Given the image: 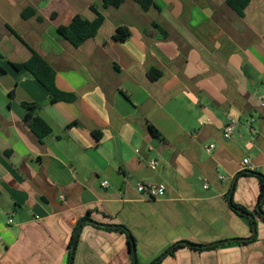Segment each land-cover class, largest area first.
Here are the masks:
<instances>
[{
    "label": "crops",
    "instance_id": "obj_1",
    "mask_svg": "<svg viewBox=\"0 0 264 264\" xmlns=\"http://www.w3.org/2000/svg\"><path fill=\"white\" fill-rule=\"evenodd\" d=\"M99 14L80 45L63 35ZM34 52L72 99L15 66ZM0 68V264H69L81 221L72 264H264V0H0Z\"/></svg>",
    "mask_w": 264,
    "mask_h": 264
},
{
    "label": "trees",
    "instance_id": "obj_2",
    "mask_svg": "<svg viewBox=\"0 0 264 264\" xmlns=\"http://www.w3.org/2000/svg\"><path fill=\"white\" fill-rule=\"evenodd\" d=\"M123 1L125 0H103V3H104V6H110V5L119 6L120 4L123 3ZM137 1L145 9H148L154 5V0H137ZM248 2L249 0H229V3L231 4V6L235 8L239 13H243V10ZM102 21H103V16L101 14H99L98 17L93 21L85 19L81 15H76L74 16L70 24H68L62 29V33L67 39H69L75 45H80L83 41H85L89 37H92L93 35L96 34ZM129 36H130V30L127 27L125 26L118 27L117 33L115 35L117 39L125 40ZM15 66L19 69L25 68L36 79H38L49 90L50 95H51V100H57V99L70 100L74 97L73 94L62 92L57 88L55 84L54 69L37 52H34L32 57L28 61L16 63ZM0 71L3 72L4 70L0 68ZM25 107L28 110L25 119L27 123L29 124V126L31 127V129L40 138H44L48 136L49 134H51L52 133L51 125L46 120H44L41 116H39L36 112L39 106L36 103H25ZM154 130L156 133H158L156 129ZM263 194H264V183H262V190H261L260 196L262 197ZM231 205L235 211H237V208H242L246 210L245 207L240 206L233 201ZM261 213H263L262 210H261ZM130 240L132 244L131 237H130ZM190 245L196 246L193 243H191Z\"/></svg>",
    "mask_w": 264,
    "mask_h": 264
},
{
    "label": "built area",
    "instance_id": "obj_3",
    "mask_svg": "<svg viewBox=\"0 0 264 264\" xmlns=\"http://www.w3.org/2000/svg\"><path fill=\"white\" fill-rule=\"evenodd\" d=\"M261 101L264 102V95H261L260 97ZM237 125V120L236 119H231L228 124L225 126L224 129V137L225 138H231L232 134L234 133V130L236 128ZM215 147V144H211L210 146H208L207 150L210 151L211 149H213ZM250 161L249 158H244V163L248 164ZM158 164L157 159L155 158H151L149 160V166L151 167V169H156ZM103 185L107 186L108 185V181L104 180L103 181ZM205 187H208V184L205 183L204 184ZM137 189L139 192H141L142 194L149 196L151 198H155V197H159L165 194L166 188L162 183H159L157 181H140L137 184ZM12 220H10L11 222Z\"/></svg>",
    "mask_w": 264,
    "mask_h": 264
},
{
    "label": "water",
    "instance_id": "obj_4",
    "mask_svg": "<svg viewBox=\"0 0 264 264\" xmlns=\"http://www.w3.org/2000/svg\"><path fill=\"white\" fill-rule=\"evenodd\" d=\"M231 195H232V191H231V194H230V198H231ZM237 211L240 212V213H242V214H244V215H246V216H248L251 219L252 236L250 238H253L255 236V233H256V230H257L255 213L254 212L251 213V212L246 211V210H244L242 208H237ZM256 211L259 213L260 212L259 208H257ZM260 214L263 215V213H261V212H260ZM84 221H89V222H92V223H95V224H98V225H103V226H116L115 224H103V223L95 222L93 220H84ZM82 223H83V221L79 222L78 227H77L76 234L74 236V242H73L72 248H71V258H70V263L69 264H72V262H73V254H74V251H75L76 241H77V238H78V235H79V230H80V227H81ZM246 239L247 238H234V239H227V240L218 241V242H214V243H210V244H204V245L195 244V245H197V246H209V245H217V244H221V243H226V242H229V241H232V240L242 241V240H246ZM185 243L191 244L192 242L185 241ZM131 251H132L133 260L135 261L136 253H135V244H134V241L133 240H132V250Z\"/></svg>",
    "mask_w": 264,
    "mask_h": 264
}]
</instances>
